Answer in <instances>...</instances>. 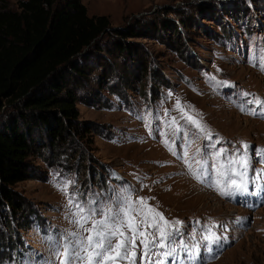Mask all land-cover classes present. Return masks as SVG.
<instances>
[{"label":"rangeland","instance_id":"rangeland-1","mask_svg":"<svg viewBox=\"0 0 264 264\" xmlns=\"http://www.w3.org/2000/svg\"><path fill=\"white\" fill-rule=\"evenodd\" d=\"M5 1L16 11L21 0ZM80 3L88 17L104 16L111 29L137 35L125 39L127 52L105 34L76 58L85 73L69 79L79 134L46 149L43 132L34 131L28 178L11 187L23 212L11 220L0 207V264H60L66 237L77 233L87 244L85 229L93 220L109 212L123 219L129 208L146 235L136 236L133 249L132 232L122 229L128 258L115 264H132L133 251L136 264H264V154L256 151L264 149V0ZM20 111L16 102L2 101L0 123ZM244 145L254 195L232 196L230 180L238 177L229 162L245 153ZM73 190L83 194L77 200L92 201L101 213L84 228L69 204ZM149 208L163 214L167 231L180 230L172 255H164L169 247L158 246L157 228L147 226L153 219L163 226ZM209 234L218 245L205 239ZM49 237L60 242L59 254Z\"/></svg>","mask_w":264,"mask_h":264},{"label":"trees","instance_id":"trees-1","mask_svg":"<svg viewBox=\"0 0 264 264\" xmlns=\"http://www.w3.org/2000/svg\"><path fill=\"white\" fill-rule=\"evenodd\" d=\"M105 34L120 52L128 50L125 39L137 35L111 29L104 16L88 17L80 0H21L16 11L0 0V103L16 102L21 110L16 119L0 123V207L11 220L23 212L11 187L28 178L34 131L43 132L46 149L79 134L69 79L83 77L76 58Z\"/></svg>","mask_w":264,"mask_h":264},{"label":"snow or ice","instance_id":"snow-or-ice-1","mask_svg":"<svg viewBox=\"0 0 264 264\" xmlns=\"http://www.w3.org/2000/svg\"><path fill=\"white\" fill-rule=\"evenodd\" d=\"M264 71V68L261 69ZM245 95H248L245 93ZM177 107H179V102H177ZM139 118V117H138ZM187 119L195 125L197 128H200L203 131L199 121L195 120L192 117H187ZM180 129H177L179 131ZM211 134L209 133V136ZM245 153L239 155L236 159L231 160L229 163L233 166L232 173L233 177L230 180V187L232 189L231 193H228L232 196H247V195H254V193L249 192L248 183V169L250 167V158L247 155L248 145H244ZM257 154L261 155L264 154V149H257ZM198 163H200L198 161ZM207 163L205 159L204 163L201 164V168L204 167V164ZM238 165L239 167H236ZM191 165L189 164V168ZM195 175V173H194ZM209 186H211L209 184ZM64 191H67V186ZM261 191H264V187H261ZM221 194H226L224 189H220ZM77 197L82 199L83 194L78 193L73 190L71 193L68 194L69 204H73L80 213V220L75 221L79 223L82 228L86 225L89 221V218L93 215H100V211L97 208L91 207L92 201H83L77 200ZM143 203V200H142ZM252 207V205H249ZM131 209L123 212V219H121V213H117L116 215H112L111 212L105 215L103 219L93 220L91 227L85 229L88 235L86 236L87 244L84 243V239L78 238L77 233H72L70 238H65L64 241V259L61 260L60 264H73V261H87V264H109V261L112 264H115L117 259H127V246L129 243V238L125 235V232L122 230L127 228L128 231L132 232L131 238V245L134 249L136 247L135 239L137 235L144 236L146 233L139 232L137 227L135 226L134 218L130 215ZM149 212L154 213V216H158L161 221H163V226L156 224L155 219H153L152 224H148V227H156L159 232V244L160 248L169 247L170 251L165 253V256L172 255L173 249H171V245L176 244L178 242V237L181 236L179 228H173L172 231H167V227L169 226V222L165 219L162 213L155 211V209L149 208ZM238 220L241 218H237ZM143 222H147V217ZM182 221H175L176 225L181 224ZM210 231V230H209ZM119 236L121 239L115 245H112V239L114 237ZM205 239L211 243H216L218 245L219 241L218 238H215L212 234L205 236ZM51 246L54 248L57 254H59L60 249V242L53 237H49ZM144 244V255L145 258L150 259L148 257L149 252V242L142 241ZM153 245L156 244V241L153 240L151 242ZM179 243L184 246V241L180 240ZM207 247V245H205ZM123 250V252L121 251ZM115 252L116 255L113 256L111 253ZM132 264H136V253L133 251L131 253ZM173 260L175 257L173 256ZM45 264H54L52 261L45 262ZM158 264H164L163 261H158Z\"/></svg>","mask_w":264,"mask_h":264}]
</instances>
